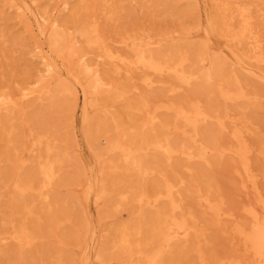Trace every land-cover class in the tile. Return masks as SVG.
<instances>
[{"label": "bare ground", "instance_id": "1", "mask_svg": "<svg viewBox=\"0 0 264 264\" xmlns=\"http://www.w3.org/2000/svg\"><path fill=\"white\" fill-rule=\"evenodd\" d=\"M19 10L20 23L27 25L29 31L40 38L46 39V44H37L40 67L32 83L36 87H20L16 93L0 92V121L2 113H6L5 122H9L8 136L14 131L10 124L12 119L8 113L16 110L20 105L32 98H39L41 93L51 91L65 92L71 97L81 99L80 123L85 129L89 125L88 109L91 89H102V70L99 64L108 66L112 73L125 74L128 80L133 73L140 74L139 81L153 89L159 84H166L165 78L172 76L167 92L174 94L184 87L200 80L205 85L203 96L209 100L212 96L220 99L224 104L233 105L234 109L225 106L218 110L204 103L199 96L184 100L170 101L164 98L156 100L145 99L136 105H129L128 111L144 114L139 129H149L142 139H129L118 134L112 137L109 128L97 132V137L87 141V149L92 156L90 162L84 163L83 179L80 186L86 202L93 199L95 206L101 204V199L112 195L115 206L121 202L131 201L139 206L154 207L160 201L165 206L151 211L145 224L141 222H123L114 229L110 248L116 250L124 264H197L189 262H168L167 257L178 243H188L192 238L203 236L196 222V217L190 210L182 208L180 187L185 180L177 176L169 178L164 175L163 180L154 189H136L132 186L118 187L110 192L106 190L104 177L99 175L97 164H102L104 153L118 155L117 162H111L109 171L127 173L133 171L138 175H147L154 170L147 162L140 158L142 152L154 151L160 153L166 161L174 157H182L185 161L199 160L208 166L213 165L211 156L216 154L221 158L232 161V169L240 178V188L252 196L241 205L242 221H235L230 227L233 238L238 242L236 248L224 257L209 259L200 247L199 240L193 252L197 255V262L206 264H264V192L258 182L264 179V171H258L253 166V156L264 157V138L250 142L247 138L250 132L248 119L240 113L241 104L244 107L259 105L264 95L250 91L245 84L244 76L264 85V27L260 21L264 18V0H203L210 8H205L204 21L198 25L204 38L203 43L193 46H180L179 42L162 52L155 51L165 39L163 36L154 38L136 32H125L118 39L110 38L101 28V19L112 20L123 7V0H80L76 10L71 6V0H59L57 8L40 11L39 6H32L28 0H12ZM131 4L134 0H125ZM156 5L170 0H152ZM118 3V4H117ZM3 10H0V14ZM64 12L77 15L75 19L77 36L66 34L59 29L62 23L59 16ZM187 31V30H186ZM183 34V36H187ZM36 37V35H35ZM4 33L0 30V42L5 41ZM180 40V41H181ZM179 41V40H177ZM81 42L86 48L95 52V58L89 59L85 52L77 50L76 43ZM128 48L130 52L118 50L114 45ZM36 55V54H33ZM76 56L79 69L73 72L71 57ZM74 78L75 86L70 88L64 81ZM56 89H52L54 87ZM117 98H124L128 89H121L117 85L110 88ZM158 111H165L171 115L170 119L157 116ZM213 122L219 135H227V141L210 140L204 134L202 125ZM116 130L119 125H115ZM105 139V148L99 149ZM178 133L180 142H175L170 133ZM25 150L41 151L37 153L35 173L31 177L22 178L17 175L11 189L22 199L25 196L33 200L51 201L49 191L57 186L60 171L65 162L70 160L66 149L57 148L51 144L47 130L29 128L24 135ZM43 146V147H42ZM17 170H21L26 160L19 157V151L14 150ZM156 171V170H154ZM192 171V170H191ZM198 202L204 205L218 221L221 217L235 220L234 214L225 211L222 201L212 199L209 190L203 192L200 185L195 186ZM182 197V196H181ZM55 207V206H54ZM53 208V206H52ZM47 209H50L47 203ZM24 216L33 213L31 202L22 206ZM92 217V216H91ZM59 217L53 222L58 228L67 218ZM144 224V225H143ZM103 224L98 219L91 220L80 239L78 264H93V260L106 264L104 254ZM12 239L16 242L21 254L30 248L36 239L25 219L12 228L10 236H1L0 240ZM106 248V247H105Z\"/></svg>", "mask_w": 264, "mask_h": 264}, {"label": "rangeland", "instance_id": "2", "mask_svg": "<svg viewBox=\"0 0 264 264\" xmlns=\"http://www.w3.org/2000/svg\"><path fill=\"white\" fill-rule=\"evenodd\" d=\"M28 1L34 7L38 5L40 11L48 10L45 16L49 17L51 10L57 8L59 0ZM119 2L123 9L119 10L112 20L102 18L100 22L103 31L112 39H118L125 32L136 31L154 38L163 36L165 39L161 42L162 45L155 50L158 52L174 46L177 42L180 46L188 45L181 40L183 37H187V42L193 46L204 41L198 25L203 23L205 8L207 10L210 5L207 6L203 0H170L160 5H156L152 0H134L131 4H127L125 0ZM80 3V0H71V6L76 10ZM0 10H3L0 14V30L6 39L0 42V92L14 94L22 86L36 87L32 80L36 77L42 63L38 50H33V47L37 44L45 45L47 40L29 31L27 25L19 22V10L15 6V1L0 0ZM58 18L62 23L60 31L72 36L78 35L75 32L77 15L64 12ZM260 24L264 27V18ZM187 32L189 34L183 36ZM114 45L118 50L130 52L128 48ZM76 46L77 50L85 52L89 59L95 58V52L86 48L81 42L76 43ZM70 63L74 69L73 72L76 73L79 69L76 56L71 57ZM98 67L102 70V82L105 85L102 89L90 90L89 97L92 101L88 109L89 125L85 129L80 123L81 99L71 97L65 92L41 93L39 98H32L22 103L18 109L8 113L9 118L12 119L10 124L14 127L10 136L5 131L9 129V122H5L7 114L2 113L4 121H0V237L10 236L12 228L25 219L28 227L35 233L36 239L34 244L21 254L14 240L10 238L0 240V264H78L79 242L93 219H98L100 224H103L104 246L106 247H104L103 254L105 263L124 264L118 252L110 248L115 227L127 221L137 223L143 220L145 224L151 211L165 206L166 203L160 201L154 207H146L131 201H124L116 207L117 200L112 195L103 197L99 206H95L92 198L87 203L79 184L83 179L81 172L85 168L84 163L92 160L87 149V141L97 137L98 129L103 130L106 126L112 137L118 134L129 139L141 140L142 136L149 132L147 128L139 129L145 115L129 112L127 108L145 99L164 98L179 101L199 96L204 103L214 109L221 110L225 106L229 109L235 108L233 105L224 104L216 96L207 100L202 95L205 84L200 80L171 94L167 92L172 79L171 75L165 78L166 84H159L153 89H148L139 81L140 74L137 72H134L133 78L128 80L124 73L116 75L108 66L99 64ZM241 78L245 79L244 82L250 91L264 95V85L261 82L244 76ZM64 82L70 88L75 86L74 78ZM113 85L128 89L124 98H117L110 91ZM241 108L240 113L250 122L248 140L255 142L257 139L264 138V98L260 100L259 105L244 107L241 104ZM157 116L164 119L171 118V115L165 111H158ZM116 124L119 125L117 130ZM28 127L33 129L42 127L47 130L51 139L50 143L57 148L66 149L70 155V160L65 162L60 171L56 188L48 193L53 196L48 202L33 200L30 195L22 199L11 189L12 182L17 175L27 178L35 173L36 157L41 148L33 152L25 150L27 143L23 137ZM202 130L210 140H228L226 134L219 135L216 132L213 122L202 125ZM98 135L102 140L99 149L104 152L106 144L105 139L101 137L102 131ZM170 135L173 141L177 143L181 141L180 134L171 132ZM15 149L19 151V157L26 160L21 170L16 168ZM118 158L117 154L104 153L101 158L102 164L96 165L99 175L104 177L108 192L128 185L136 189L151 190L161 183L164 175L169 178L179 176L185 180L186 184L179 188L182 208L187 212L189 210L193 212L198 227L203 230V236L198 239L192 238L185 244H176L172 253L167 257L169 263L194 261L200 264L197 262V255L192 250L198 240L209 259L224 257L236 248L238 242L233 238L230 227L235 221L244 219L241 205L248 199H252V196L240 188V178L233 172L230 159L213 154L211 156L213 165L208 166L199 160L185 161L182 157H174L166 161L160 153L142 152L140 158L156 171L153 170L147 175H138L133 171L127 173L109 171L111 162H117ZM252 161L256 170L264 171L263 156H253ZM197 184L203 192L209 190L212 199L222 201L224 210L233 213L235 220L221 217L216 221L213 215L206 212L204 205L200 204L197 199L195 192ZM258 184L264 192V179H260ZM30 202L33 213L26 217L22 212V206ZM47 203L50 209H47ZM59 217L67 218V220L56 228L53 222ZM93 264L101 263L93 260Z\"/></svg>", "mask_w": 264, "mask_h": 264}]
</instances>
